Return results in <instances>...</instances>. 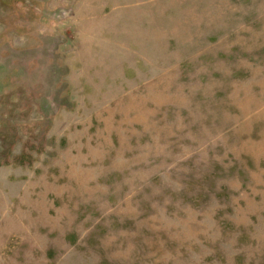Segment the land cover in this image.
I'll use <instances>...</instances> for the list:
<instances>
[{
	"label": "rangeland",
	"instance_id": "1",
	"mask_svg": "<svg viewBox=\"0 0 264 264\" xmlns=\"http://www.w3.org/2000/svg\"><path fill=\"white\" fill-rule=\"evenodd\" d=\"M0 264H264V0H0Z\"/></svg>",
	"mask_w": 264,
	"mask_h": 264
}]
</instances>
